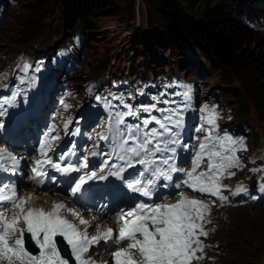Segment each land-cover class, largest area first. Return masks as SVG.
Returning <instances> with one entry per match:
<instances>
[{
  "label": "rangeland",
  "instance_id": "1",
  "mask_svg": "<svg viewBox=\"0 0 264 264\" xmlns=\"http://www.w3.org/2000/svg\"><path fill=\"white\" fill-rule=\"evenodd\" d=\"M176 1L186 15L200 20L205 19V15L212 14L215 6L219 5L225 13H231L249 28L256 27L253 48L264 53V21L256 22V15L246 7L249 4L246 0ZM158 2L159 0H0V88L4 85L5 78H15L25 60L35 67L42 59L47 58L53 65L48 70L46 64H40L44 71L48 70L41 75L43 89L54 82L62 71L65 75H72L76 86L100 76L103 79L110 76L115 85L125 83L127 87L130 82L143 79V82L138 83L153 86V92L159 97L170 98L173 94L180 101L176 104L173 99L175 112L186 115L188 104L180 95H189V104L196 110L195 118L199 117L197 128L211 127L207 118L213 115L214 110L215 117L221 116L219 120L223 124L220 126L218 120L219 126L213 129V136H229V131L232 132L230 137L233 140L242 142V146H233L236 148L234 154L238 157L240 167L232 168L235 175L231 179L255 176L257 182L263 184L260 174L264 171V119L253 107L247 120L239 122L237 101L234 98L235 94L247 91L246 83L235 75L225 80L217 67L210 71L209 65L214 64L212 58L201 55L200 48L189 42L176 25L166 24V13L159 8ZM88 11H91L93 21L84 36L82 51L74 61L60 63L57 48L67 46L71 51L77 49L81 42L80 34L69 40L70 34ZM68 42L69 45H66ZM106 65L107 68L103 69ZM170 79L179 83L169 84ZM165 81L167 83H164L163 88L161 84ZM138 83L136 86L140 90ZM182 85L187 93L174 89L175 86ZM149 100L152 99L148 95L147 101ZM206 106L209 111H202ZM6 119L4 109L0 108V121ZM260 145L262 153L258 156L259 162L252 164L249 157L254 146ZM221 183L227 186L223 194L228 196V200H215V207H211V222L205 224L217 231L215 237L218 242L214 244H219L222 249V253H210L211 261L213 264H245V249H248L246 254H249V248L255 245L258 246L260 258L254 263L264 264L263 199L251 202L250 199L236 197L232 193L226 194V191H234L228 190L235 186L234 182L222 177ZM34 197V202L41 205L46 203L47 199L41 194ZM52 199L54 200L53 197Z\"/></svg>",
  "mask_w": 264,
  "mask_h": 264
},
{
  "label": "snow or ice",
  "instance_id": "2",
  "mask_svg": "<svg viewBox=\"0 0 264 264\" xmlns=\"http://www.w3.org/2000/svg\"><path fill=\"white\" fill-rule=\"evenodd\" d=\"M202 111L209 110L206 106ZM119 115L117 124H123L124 115L137 114L129 110ZM152 123L159 125V128L149 129L148 125ZM207 123L211 126L209 129H198L206 131L207 134L199 143L190 170L177 167L175 162V146L180 144V140L173 128L182 127L180 112H172L161 119L145 118L142 125L118 128L114 151L123 163L116 167L115 172L109 174L120 177L126 168H135L137 164L143 166L138 174L146 179L128 183L127 187L151 198L157 181L163 179L171 182L173 174L183 173L186 178L178 177L173 185L175 188L187 187L193 192L215 197L221 202L227 201L228 196L223 194L227 186L221 183V178L228 169L240 167L238 157L234 154L236 148L233 146H242V142L227 135L213 136L214 110L213 115L207 118ZM100 138L107 140L109 137L105 135ZM56 139H59L58 135L51 136L52 141ZM51 150L52 145L46 138L40 147V156L43 159H36L31 167L37 184H41L42 179L47 176L45 165L61 174L80 172L88 166L87 163L79 167L62 163L71 154V149L61 154L59 161L54 162L47 155ZM20 159L22 158L0 148V169L10 170L16 175ZM105 167H108L107 160L100 169L101 173ZM228 175L235 173L229 172ZM105 178L96 171L85 172L75 180L70 189L71 195L81 192L88 181ZM242 191H246L243 186L238 187L233 194ZM178 195L179 199L175 203L141 202L127 210L120 209L112 217L120 225L118 230H114L112 227L102 229L98 223L93 224L84 219L78 211L67 208L64 203H55L50 211L29 207L27 205L31 197L18 196L15 184L0 185V264H69V259L61 254L62 249L59 246L65 241L76 264H96L87 258L95 246H114L116 250L111 252L114 264H194V261L203 259L202 255H198L205 248L200 237L208 235L205 224L211 222L207 219L211 206L201 199L190 198L183 191ZM215 202L212 201L213 204ZM61 210L75 218L79 225H84L85 230L81 231L76 223L61 214ZM95 220L96 217H93V221ZM89 227L96 229L94 235H89ZM25 233L38 246V253L34 254L27 249ZM57 237H62V241H58Z\"/></svg>",
  "mask_w": 264,
  "mask_h": 264
},
{
  "label": "trees",
  "instance_id": "3",
  "mask_svg": "<svg viewBox=\"0 0 264 264\" xmlns=\"http://www.w3.org/2000/svg\"><path fill=\"white\" fill-rule=\"evenodd\" d=\"M247 1L262 9L259 1ZM158 3L159 8L166 13V24L176 25L189 42L200 48L201 55L212 58L214 64L209 65L210 71L217 67L225 80L235 75L246 83L247 91L234 95L238 121H246L253 107L264 119V53L253 48V43L256 42L255 29L244 25L231 13H225L219 5L215 6L212 14H207L205 19L200 20L186 15L176 0H159ZM90 14L91 11H88L81 18L71 36L77 33L86 36L93 21ZM106 68L107 65L103 69Z\"/></svg>",
  "mask_w": 264,
  "mask_h": 264
},
{
  "label": "bare ground",
  "instance_id": "4",
  "mask_svg": "<svg viewBox=\"0 0 264 264\" xmlns=\"http://www.w3.org/2000/svg\"><path fill=\"white\" fill-rule=\"evenodd\" d=\"M33 194L36 196L38 193H34L33 192ZM35 198V197H34ZM33 198V199H34ZM45 198L47 199V201H48V204L53 200L52 199V197L50 196V195H47V196H45ZM32 201H34V200H32ZM38 203V202H37ZM31 204H33L32 202H31ZM47 204V205H48ZM39 205V204H38ZM47 205H45V206H42V207H46ZM258 216V215H257ZM256 219V218H255ZM226 220V219H225ZM257 220V219H256ZM223 222V221H222ZM238 227V226H237ZM240 232V231H239ZM247 232V231H246ZM236 233V232H235ZM238 233V232H237ZM262 237V236H261ZM234 241V240H233ZM236 241V240H235ZM255 241V240H254ZM259 241V240H258ZM256 244V243H255ZM247 245V244H246ZM247 250L248 249H245V253H244V262H245V264H255L254 263V261L255 260H257V259H259L260 258V255H259V251H258V246H252V247H250L249 248V250H250V253L249 254H246V252H247ZM252 252H254L253 254H252ZM95 254V253H94ZM99 256H100V254H99Z\"/></svg>",
  "mask_w": 264,
  "mask_h": 264
}]
</instances>
